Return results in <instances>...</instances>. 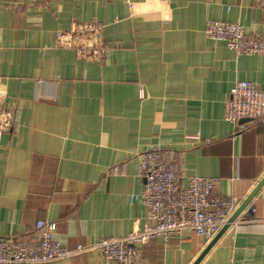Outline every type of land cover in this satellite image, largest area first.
<instances>
[{
	"label": "crops",
	"instance_id": "obj_1",
	"mask_svg": "<svg viewBox=\"0 0 264 264\" xmlns=\"http://www.w3.org/2000/svg\"><path fill=\"white\" fill-rule=\"evenodd\" d=\"M131 7V8H130ZM264 0H0V237L34 240L54 222L69 250L140 228L139 156L172 155L183 176L218 180L237 208L264 178V121L224 120L237 82L264 91V55L209 39L210 21L264 39ZM102 25L101 62L55 45L76 24ZM125 164V172L111 170ZM255 214L247 221L249 208ZM235 211V212H236ZM234 212V213H235ZM233 213V214H234ZM246 219V221H245ZM214 241L189 232L142 247L144 264H264V184ZM220 232V231H219ZM49 264H105L90 252Z\"/></svg>",
	"mask_w": 264,
	"mask_h": 264
},
{
	"label": "built area",
	"instance_id": "obj_2",
	"mask_svg": "<svg viewBox=\"0 0 264 264\" xmlns=\"http://www.w3.org/2000/svg\"><path fill=\"white\" fill-rule=\"evenodd\" d=\"M101 31L102 25L97 23L76 24L70 30L58 31L55 45L72 49L83 59L101 62L111 51ZM204 33L209 39L222 42L236 56L264 55V39L246 35L238 24L210 21ZM224 120L239 131L245 130V125H240L242 120L264 121V91L246 81L234 84L224 103ZM13 123V112L0 106V140L11 131ZM138 161V173L144 184L139 194L130 196V202L138 200L147 208L140 228L122 238H104L69 250L55 239L54 222L38 221L34 240L0 237V264H49L70 261L90 252L100 254L105 264H144L141 248L151 241L167 242L183 232L210 240L236 211L237 200L215 195L216 178L190 177L183 185V176L169 152L146 151ZM124 172L125 164L111 170L117 175ZM248 212L247 221H252L254 208L250 207Z\"/></svg>",
	"mask_w": 264,
	"mask_h": 264
},
{
	"label": "water",
	"instance_id": "obj_3",
	"mask_svg": "<svg viewBox=\"0 0 264 264\" xmlns=\"http://www.w3.org/2000/svg\"><path fill=\"white\" fill-rule=\"evenodd\" d=\"M264 184V178L259 182V184L256 186V188L251 192V194L246 198V200L242 203V205L238 208V210L232 215V217L229 219L228 224H226L221 230L220 232L215 236V238L213 239V241L211 242L210 246H208V248H206V250L204 251V253L200 256V258L207 252V250L211 247V245L214 243V241L217 239V237H219V235H221L223 233V231L230 225V223H232L235 218L238 216V214L244 209V207L252 200V198L254 197V195L257 193V191L259 190V188ZM199 258V259H200ZM198 259V260H199ZM197 260V261H198ZM195 262L194 264H197L198 262Z\"/></svg>",
	"mask_w": 264,
	"mask_h": 264
}]
</instances>
